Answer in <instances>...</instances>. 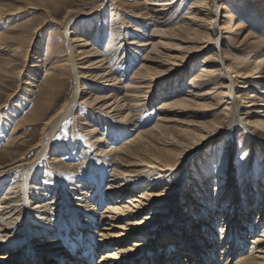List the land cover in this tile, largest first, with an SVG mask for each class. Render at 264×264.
<instances>
[{
    "label": "bare ground",
    "instance_id": "bare-ground-1",
    "mask_svg": "<svg viewBox=\"0 0 264 264\" xmlns=\"http://www.w3.org/2000/svg\"><path fill=\"white\" fill-rule=\"evenodd\" d=\"M4 1L0 0V29L3 24L11 23L12 18L18 16L21 10L9 8ZM125 1L133 3L135 0ZM138 1L149 8L148 17L136 12L127 14L128 18L135 20L136 25H127L125 21L121 22L119 19L117 25L120 27L112 29L110 46L103 52L100 50L106 35L103 13L108 7L123 11V0H92L90 4L94 7L90 18L93 20L83 24L81 29H75L73 22L66 25L63 29L68 38L67 49L58 50L55 56H47L44 63L40 61L39 54H37L38 58L31 62L28 61L29 56L26 53L23 59L18 60L20 55L18 49L0 43V75L10 80L12 78L20 80L25 76L26 81L23 84L27 87L22 89L19 85L16 92L25 94L26 102L31 101L33 92L30 90L35 87L37 74L44 71L40 97L29 113L18 118L13 127L12 122L20 114L19 112H22L17 104H12L11 99L14 95L8 96L5 103L0 105V123L4 124L2 126L0 124V134L3 138L8 125L11 126L10 136L7 135L8 139H5L3 147L4 153L10 156L11 163L0 164V176L27 166L23 176L24 196L17 195L13 191V185H10L0 200V264H264V228L252 239L253 243H249L252 245H248L249 237L256 235L259 228L256 227L257 225L254 227V222L259 220L264 224V180L260 182L257 190L256 179H248L241 188L244 192L239 193L240 189L237 188L238 181L233 177L234 173L228 172V167L224 171L223 165L221 174L231 177H226L228 182L224 183L225 186L217 185L214 191V194H217L214 197L215 201L212 191L206 193L203 189L201 193L196 190L197 192L191 194V198H195L194 209L201 212L200 222H188L178 228L176 233L171 228L153 229L152 226H156L160 218H163L161 213L154 215L153 219L146 217L142 222L135 223L147 216L148 208L153 206V213L162 212L169 209V203L175 200L172 194H152L150 198L140 199L143 194L139 192L140 187L133 189L130 181L143 174L146 168L171 174L183 171L181 174H186V166L194 162L205 143L220 139L223 135L222 130L216 131L218 125L228 117L231 119L235 116L239 117L240 110L244 111L242 110L244 104L248 105L240 120L245 122L250 135L260 138L258 134L264 132V103L258 108L260 104L258 101L264 100V42L254 40L255 42L251 43L253 52L259 49L255 52L257 56L251 65L250 63L234 65L225 51V41L229 39L233 27L228 26L231 17L223 15V12L229 10L235 0L227 2L192 0L189 3V13L181 19L180 24H176V14L189 0ZM239 2L246 3L245 7L248 9L249 4L255 6L256 15H252L251 18L255 19L252 20L264 30V0H239ZM28 9L36 10V7L32 6ZM97 19L100 25L96 24ZM49 23L52 24L54 21L51 18L45 20L35 30L40 31L48 27ZM130 27L134 29L130 30ZM117 29L121 33L129 30L136 36V39L129 44H122L120 49L123 54L128 52L132 53L133 57L134 54L139 56L136 55L130 65L123 64L114 70L111 66L113 56L110 47L118 39L120 32L118 33ZM148 32H151L150 35ZM142 53L144 54L140 56ZM199 53H209V55L201 61H196L195 56ZM139 59L141 60L139 69L135 71L129 83H123ZM194 60L199 64L194 63L193 67H188ZM16 65H21L22 68L14 70ZM68 71L74 72L79 84V90L69 99L66 96ZM195 71L192 82L187 84L188 86L184 84L187 76ZM170 78H172L169 82L170 86L164 91L160 90L164 82ZM181 92L187 94L181 95ZM61 99L66 102L54 113ZM157 103H160L157 109L160 112L155 113H160L159 121L146 130L140 128L133 137L134 130L138 128L135 110L143 105ZM75 108L85 110L91 115V121L87 120L79 124L85 131L83 134L82 130L74 128V133L80 132L82 141H75L74 149L65 145L68 151L66 155L74 157L72 154L83 148L84 150L81 151L83 155L88 151L87 153L98 156V164L104 163L108 158L107 161L110 163L112 161L115 167V172L112 173L109 184L107 183L106 194H103L106 166L109 163L102 164L103 168L96 163L103 169V176L96 179L91 189V193L95 190L100 191L101 196L96 202L86 191L85 182L80 181L79 176L76 175L74 169L76 163L63 162L61 148L49 149L48 146H42V141L38 146L29 148L27 152H20L19 148H16L20 141L28 137V133L20 135L24 125H43L42 135L48 130L51 131L52 136L55 133L57 135L63 125L69 121L68 118ZM202 110L210 113L200 114ZM211 112H215L216 115L209 122L186 121L187 116L195 119L211 117ZM100 125L109 129L114 128L111 135L113 141L101 137L98 132ZM115 126L126 129L118 131ZM107 129L105 132L108 131ZM127 136L133 138H127L130 141L128 140L125 146L115 149L113 142ZM260 139L264 142V138ZM242 140L245 143L250 141L246 135ZM230 143L231 141L227 142L228 145ZM256 146L260 148L258 144ZM256 146L253 145L254 148ZM262 146L264 147V143ZM17 149L18 152L15 153ZM33 153H35L33 162H26ZM144 157L151 160L150 167H146ZM57 160L63 162L62 164L75 175H72L74 177L66 187L60 183L61 188L58 187L59 189H56L58 193L53 195V201L59 200L60 197L65 199L63 209L68 210L71 216L70 221L67 220L69 223H62L59 227L54 226L58 214L54 209H50L54 202L50 203L47 198L50 195L48 192L50 188L47 187L46 182L49 184L52 175L44 177L45 184L38 181L37 174L40 165L42 168L43 161L50 167L59 164ZM230 162L228 159L225 165H229ZM261 162L264 165V160ZM51 167L53 175L58 173L57 169ZM197 170L201 169L197 168ZM209 179H212L211 176L203 180L205 187L210 186ZM188 183L189 181H186L185 186ZM31 189L39 193L32 192ZM51 191L54 193V190ZM169 192L171 190L167 191ZM185 193L181 195L189 197ZM257 193L263 195L261 199L259 195L258 202L255 196ZM38 194L39 197H35ZM128 196L133 197H129L124 202ZM35 200L37 202L33 203ZM32 203L36 205L33 208ZM105 203V209L101 214L99 212V218L98 207ZM214 203L217 208L214 207ZM230 203L234 207L231 214L227 207ZM257 204L261 207H257ZM243 212L253 223L250 229L246 228L248 219L245 221ZM179 220L181 221L182 218ZM214 225L219 228L225 225L224 230L212 231ZM207 228L210 232L204 230ZM162 230L164 232L160 233ZM218 234L221 237H218ZM204 235L213 237L209 241L204 239ZM173 241L178 243H176L177 247L171 250L170 244ZM162 243L167 244V248L165 249L166 245H164L165 251H161L164 257L160 260L157 257L160 250L156 248H163ZM24 244L31 251L26 252L21 247ZM151 249H154L153 255L147 261L142 259L141 257ZM97 255H100L99 260L95 259ZM135 255L138 257H134ZM235 257L236 260L231 259Z\"/></svg>",
    "mask_w": 264,
    "mask_h": 264
},
{
    "label": "rangeland",
    "instance_id": "rangeland-1",
    "mask_svg": "<svg viewBox=\"0 0 264 264\" xmlns=\"http://www.w3.org/2000/svg\"><path fill=\"white\" fill-rule=\"evenodd\" d=\"M225 1L227 2L228 0H225ZM91 2H92V0H41V1L40 0H5L4 4L7 5L9 8H11V9L20 8L21 10H20V14H18V16H16L15 18H12L13 21L11 23L2 25V28L0 29V35H1L0 43H5L9 46H12V48H14V49H18L20 52V55L17 58L18 60L23 59L24 54L26 53L29 56L28 61L30 60V62H31V60L33 61V60L37 59L38 56H40V61H43L42 63H44L45 62L44 60L47 58V56H49V57L55 56V54L57 53L58 50H63V49L66 50L67 49L68 38L64 34V29H63L66 25H68L70 22H73V27H75V29H81L83 24L87 23L88 21L90 22L91 20H93L92 18H90V16L92 15V9L94 7L92 4H90ZM190 2H192V0H189V2L186 3L185 6L180 11L177 12L176 24H180L182 22L181 19H183V17H185L186 14L189 13L188 8L190 7V4H189ZM233 2L234 3H233V5H230L229 10H226L223 12V15H227V16L231 17L228 26L233 27V29L231 30L232 31L231 34H229V39L225 41V51L231 57V62L233 64L235 63L234 65H245V64H249V63L251 65L257 56V53H255V52L259 51V49H257L256 51L253 52V49H251L250 45H251V43H253L255 41L256 42L257 41L264 42V30L261 28V26L258 25L257 22L253 21L255 19L251 18L252 15L253 16L256 15V11H255L256 8L254 5L249 4V9H248L247 7H245L246 3L239 2V0H235ZM123 3H124V5L122 6L123 11L113 10L112 7H108V9L103 13V15L105 17V18H103V23H105L106 35L104 37V41L101 43L102 46L100 47V50L102 52L106 48L108 49V47L110 46L109 40H110V37L112 36L111 35L112 29L120 27L119 25H117V22H119L118 21L119 19L121 22L125 21L127 23V25H136V24H134L135 20H133L132 18H128L127 14H132L131 12H136V13L142 14L146 18L148 17L147 15L150 14L149 8L145 5H143V3L141 1L135 0L133 3H128L125 0H123ZM32 6L36 7V10H34V9L29 10L28 9L29 7H32ZM50 18L54 21V23H52V24L49 23L48 27H45L44 29H42L40 31L35 30L45 20H48ZM95 22L97 25H100L99 19L95 20ZM97 27H99V26H97ZM133 29L134 28L130 27V30H133ZM117 31H118V33L120 32L119 29H117ZM130 32L131 31H129V30L127 32H123V33L120 32L119 36H117L118 37L117 41L113 45H111L112 47H110V51L112 52V53L111 52L110 53L113 56L111 59V66L114 70H117V68H119L120 65L123 66V64H125V66L130 65L137 55V54H134L135 57H133V54L132 53L130 54L128 52H125L123 54L122 49H120L122 44L127 45L131 41L136 39V36L131 34ZM150 33L151 32H148V35H150ZM217 35H219L218 31H217ZM111 48H112V50H111ZM37 54H39V55L37 56ZM143 54L144 53H142L140 56H142ZM207 55H209V53L197 54L195 56L196 61H201V59L206 57ZM137 56H139V55H137ZM137 61L138 62L134 64L132 70H130V72L126 76L125 80L123 81V83H126V84L129 83L130 78L133 76L135 71H137L139 69L138 67L140 65L141 60L139 59ZM194 63L196 65L199 64L198 62H195V60H194L193 62L189 63L188 67H191L192 65L194 66L195 65ZM16 68L20 69V68H22V66L16 65L14 70ZM23 73H25V71ZM195 74H196V71L193 72L192 74H189L187 76L186 81L185 82L183 81L184 84L189 85V83L192 82L191 80L194 78ZM43 77H44V71H40L37 74V80L34 84L35 87L30 90L31 92H33V94L31 95L32 98L30 97L31 98L30 103H28L25 100V97H26L25 94L22 95V93H19V91L16 92L17 91L16 88L19 85L22 86V89H24V87H27L23 84L26 81L25 76H23L20 80L17 78H12L10 80V79H7L5 76L0 75V105L5 103L8 96L14 95L13 98L11 99L12 104L13 105L17 104L20 107V109H22V112H19L20 114H18L15 121L12 122V124H11L12 127L17 123V121L21 118V116L22 117L26 116L29 113L31 108L34 106L35 102L40 97V94L42 91V85L44 83ZM170 80H172V78L167 79L164 82L163 86L160 88V90L164 91L165 89H167L170 86L169 84H171V83H169ZM19 81H20V83H19ZM66 81H67V84H66L67 95L66 96H67V99H69L70 97L73 96V93H75L79 90V84H78V82L74 76V72H72V71L67 72V80ZM180 94L185 95V94H187V92H181ZM263 101L264 100H261V102L258 101L260 104H258V102H257L258 108L260 107L259 105H262L264 103ZM65 102L62 100L60 105L58 106V108L54 111V113L57 112L58 110H60L63 107V105L65 104ZM159 105H160V103H157L156 105L151 104L149 106L143 105V106H141L135 110V114L137 115L135 118L137 121L138 128L136 130H134L133 137H134V135H136L135 132H137L140 128H144L146 130L149 127L151 128L152 126H154L159 121L160 113H155L156 111L160 112L157 110L159 108ZM247 105L248 104L243 105L242 110H244V111L240 110L239 117L235 116L232 119L230 117H228L222 121L223 124L221 123L220 125H218L217 129L215 128L216 131L222 130L223 135H221L220 139L218 138L216 140H209L208 142L205 143V145L202 147V150L200 151V153L198 154V156L196 157L194 162H192L190 165L186 166L187 167V169H186L187 173L186 174H184V175L181 174L183 171L171 174V173H168L165 171H157V170H152L150 168L149 169L146 168V170H145L146 172L144 171L143 174L139 175L136 178H133L130 181L131 187L133 189L136 187H140L139 192L143 193L140 196L141 197L140 199H143L145 197L150 198V196L152 194H155V195L172 194V195H174V199H175L173 203L172 202L169 203V205H168L169 209L163 210L162 212L153 213V209H152L153 206L148 208L147 211H149V212H146L147 216H144L143 218L139 217V218H141V219H139L140 221L139 220L135 221V223L142 222L143 219H145L146 217H147V219H153L154 215H158L161 213L163 215V218H160V221H159V223L156 224V226L155 225L152 226V227H154L153 229L157 228L158 230H161V229L171 228L176 233L179 230L178 228L184 226V224H186L188 222H193V223L194 222H200L199 221V218H200L199 213H201V212L196 211L194 209L195 206H193V205L195 203H194L193 199H195V198H191V194H192V192H197L196 190H198L199 193H201V191L203 189L206 193H209L212 191L213 192V200L215 201L214 197H216L215 195H217V194H214V191L216 190L217 185L219 186L221 184V185L225 186L224 183L228 182V179H226V177H231L230 175H225V174L222 175L221 174L222 165L225 167L224 171H226L225 169H227V167H228V169H229L228 172L234 173L233 174L234 176L233 175L232 176L238 181V182H236V185H237V188L240 189L239 193L244 192V191H241V188L244 186L245 182H247V180L250 178L256 179V181L258 183H257V186H255V189L258 190V185L260 184V182L262 180H264V167H263L264 165L261 162L262 160H264V158H263L264 157V147L262 146L264 142L262 139H260V138H264V132H260V134H258V136L260 138L253 137V135H250V132L248 131L247 126H245V122L240 120L241 118H243V113L246 112L245 107ZM143 107H144V109H143ZM140 112H141V115H140ZM152 112H153V114H152ZM86 113L87 112H85V110H81V108H78V109L75 108L73 114L71 116H69V118H68L69 121H67L63 125L64 127H62V129H60V132H58L57 135H55L56 134L55 133L53 136L51 134V131H49V130L44 132V134L42 135L43 128H44L43 125H34V124L24 125L23 126L24 129L22 130V133L20 135H22L23 133H28V137H27V139L20 141L19 144L16 146V148H19L20 152H27L29 148H33V147L38 146L41 143V141H42V146L43 145L48 146L49 149L61 148L60 154L63 158V162L65 164L66 163L68 164L69 162H72V164L76 163V164H74V165H76V168H74V169H76V175L79 176L80 181H82L83 183L85 182L86 187H87L86 191L89 192V196L91 195L90 197L93 200H95V202H96L97 198H99L101 195H100V191L95 190V186H94L95 191H93L91 193V189L93 187L92 185H94V183L96 182V179L98 177L103 176V173H102L103 165L105 163L106 164L109 163L106 166L107 173L105 174V181L103 183V188H102V190L104 192L103 194H106V187L109 184L108 181L110 180L112 173L115 172V167L113 166L112 161L110 163V161H107V160H109L107 158L104 160V163H102L103 165L100 163L98 164L97 163V160H98L97 157L98 156H94L93 153H87L88 151H86L85 155H83L81 153V151L84 150L83 148L75 151V153L72 154L74 157H69L66 155L68 151H66V149H65V145H67L68 148L72 147V149H74L75 148L74 147L75 141H82L80 138V132H78L79 134L74 133L75 132L74 128H76L77 130H82L83 131L82 134L85 133L82 126L79 124L86 122L87 120L91 121V118H90L91 115H89L88 113L86 114ZM208 113H210V112H207L205 110H202V112H200V114H204V115L208 114ZM210 115H212V116L211 117H209V116L199 117L197 119L192 118L190 116H187L186 121L190 122V121L198 120L201 122H204V121L209 122V121L213 120L212 118L215 117L216 113L211 112ZM157 116H159V118ZM0 124H1V126L4 125L2 123H0ZM11 126L8 125V128H6L5 138H3V135L1 136V134H0V136L2 138V141L0 142V164H2V165L11 163L10 156L5 154L3 151V147L5 145V139L7 140L8 136H10V133H11V128H9ZM115 127L118 129V131L121 129H124V130L126 129V128H122L120 126H115ZM107 128L108 127L100 125L98 132L100 133L101 137H104L108 141H113L111 138V135H112L114 128H110V129L109 128L107 129ZM106 129L108 131L105 132ZM216 131H212V132H216ZM76 134L78 136H76ZM244 135L249 137L250 141L248 143H245V141L242 140V137ZM127 138L132 139L131 137H128V136L122 137L120 139V141L113 142V145L115 146V147L114 146L113 147L115 149L122 148L123 146H125V144H127L130 141V139H127ZM228 141H231V143L229 145L227 144ZM257 144L260 148H258L256 146ZM253 145L256 147L254 148ZM227 148L229 149L228 151H227ZM262 151H263V153H262ZM17 152H18V149L15 150V153H17ZM34 157H35V153L31 154L27 158L26 162H33ZM69 158H70V160H68ZM94 158L96 160H94ZM64 159H65V161L66 160L67 161L65 162ZM83 159H85V160H83ZM228 159H230L231 162L229 165L226 166L225 163L228 161ZM90 160H91V162H90ZM57 161L59 163V164H57L58 166L54 165V164L51 165V166H53L54 169H57L56 172H58V173H55L54 175L52 173V167L50 166L51 167L50 168L49 165L43 161L41 163L42 168L40 165L39 171L37 172L38 178H39V180L38 179L37 180L40 181V183L41 182L45 183L46 179H44V177L46 175H52L51 176L52 180L51 179L49 180V184H48V182H46V183L48 185L47 187L50 188V191L52 189V190H54V193H52V191L51 192L48 191L50 193V195L47 198L49 199L50 203L54 202L53 206L50 207V209H54L56 214H58V217H56V219L54 220V226L59 227V225L62 223H66V222L69 223L68 221H70L71 216H70L69 212H67L68 210L63 209L64 204H65V202H64L65 199L63 197L59 196L60 197L59 200L53 201V199H54L53 195L55 196V194L58 193V192H56V189L61 188V186H59L60 183L64 184L63 187L64 186L66 187L67 186L66 184H68L70 182L71 178L73 179V177L75 175L72 174V172L69 170V168H67V166L62 164L63 162H61L59 160H57ZM144 161L146 162V165H147L146 167H150L151 160L144 157ZM96 163L99 166H101L102 168L97 166ZM108 165H109V168H107ZM26 167L23 169H15L14 171H11L9 174L0 176V200H1L2 196L4 195V193L9 189L10 185H13V187H14L13 191L16 192L17 195H20L22 197L24 196L25 191H24V184H23V176H24V173L26 171ZM197 168H199L201 170H197ZM218 174H219V176H217ZM72 175H74V176H72ZM53 176H54V178H53ZM203 176H205V178H203ZM210 176L212 179H209L210 186H207V187H209V188H207V187H205L206 184L203 185V183H204L203 180L206 179L207 177H210ZM217 179L219 180V182ZM186 181H189V183H188V185L185 186ZM30 186H32V185H30ZM195 186L197 187L196 189L194 188ZM152 189H154V190L151 191ZM31 190H32V192H37V190H35V189H34V191H33V189H31ZM169 190H171V192L167 193V191H169ZM191 190H194V191H191ZM144 192H146L147 194ZM184 192H186L185 194H187L189 197H185L186 195L182 196L181 194H184ZM188 192H190V193L188 194ZM37 193H39V192H37ZM103 194H102V196H103ZM257 194H258V196H257ZM257 194L255 196L257 197L256 200L258 202L259 201L258 200L259 195H260V199L263 198V195L261 193H257ZM39 195L40 194H38V196L35 195V197H39ZM129 197H133V196L126 197L124 199V202L127 199H129ZM47 198L45 197V199H47ZM201 200H203V199L201 198ZM35 202H37V200L33 201V203H35ZM33 203L31 204L32 208L36 206ZM55 203H57V205H55ZM259 204H257L256 206L261 207ZM105 205H106V203L103 206L98 207L99 208V210L97 212L98 217H99V212L101 214L102 210L105 209L104 208ZM214 207L217 208V205H215V203H214ZM227 207H229V209L228 208L227 209H228V212H230V214H231L232 213L231 211L233 210L234 207L232 206L231 203ZM223 210L225 211V207L223 208ZM242 214L244 215L245 221H247L248 218L246 217V213L243 212ZM180 218H182L181 221L179 220ZM260 222L261 221H259V220H258V222H256V221L254 222V227L257 225L256 227H259L258 228L259 231L257 230L256 235L254 234V235L249 237L248 245H250V246L252 244H249V243H251V242L253 243L252 239H254L256 236H258L259 232L262 230V228H264V224L262 222L261 223ZM55 224H57V225H55ZM252 224L253 223L251 221H249V219H248L246 228L247 229L252 228L253 227ZM222 226L223 227L219 228L217 225H214L212 228V231H215V232L218 231L219 232L221 229L220 232H222L224 230L225 225H222ZM60 228H63V227H60ZM204 230L207 232H210L208 230V228H207V230L206 229H204ZM163 232H164V230H162V232H160V233H163ZM212 237L213 236L206 237L204 235V239L206 238L209 241ZM218 237H221V235L218 234ZM64 238L66 239L65 236H64ZM64 238H62L63 241H64ZM135 242L136 241H134V243ZM176 243H178V242H176ZM176 243L173 241L170 244L171 250H173L174 248L177 247ZM25 244L22 245L21 247L24 248L26 252L31 251V250H28V246ZM145 244H147V242ZM162 245H163V248H160V249L156 248V250H160V253H158V255H157V257L160 260L163 259V257H164V256H162V252L165 251V249L167 248V244L162 243ZM164 245H166L165 249H164ZM129 247L132 248L131 246H129ZM29 249H31V248H29ZM148 251L149 252L146 255L141 257L142 259L144 258L145 261H147L149 259V257L153 255L154 249H151ZM99 257H100V255H97L95 259L99 260ZM134 257H138V256L135 255ZM202 257H204V255ZM231 259L236 260L237 258L235 257V258H231ZM200 262H201V258H200Z\"/></svg>",
    "mask_w": 264,
    "mask_h": 264
}]
</instances>
